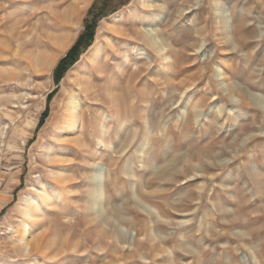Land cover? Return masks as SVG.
I'll return each instance as SVG.
<instances>
[{"label":"rangeland","instance_id":"1","mask_svg":"<svg viewBox=\"0 0 264 264\" xmlns=\"http://www.w3.org/2000/svg\"><path fill=\"white\" fill-rule=\"evenodd\" d=\"M13 1L0 0L6 31L11 29L10 12L20 13L10 7ZM71 1L54 11L69 12ZM95 1L83 8L78 23L65 21L64 32L70 29L73 39L52 71L26 59L0 65V259L17 264L36 257L38 264H264V0H218V5L216 0H161L164 18L158 24L145 21L143 28L167 39L171 67L157 75L158 65L152 62L154 97L139 102V120L134 125L125 120L122 131L113 132V152L105 159L82 158L74 150L56 164L47 163L44 145L65 109L69 79L86 67L95 43L134 21L139 5V0H100L89 14ZM101 10L91 45L56 81L55 69L83 32L85 19ZM116 13L123 15L114 26L111 16ZM239 21L247 33L244 42L234 31ZM55 45L51 56L57 54ZM137 86L145 87L143 81ZM82 107L91 117L98 111L110 117L106 109ZM220 109L224 112L218 116ZM240 109L244 115L233 118ZM195 110L200 115L192 120L193 130L174 140L168 131L184 128ZM97 129L105 127L99 123ZM143 130L150 132L148 144ZM131 131L136 134L128 144ZM159 138L166 141L152 146ZM244 146L249 148L240 151ZM109 156L116 165H110ZM199 160L216 167L203 171ZM189 163L198 171L192 169L185 178L180 173ZM54 167H65L68 179H51L48 168ZM92 167L102 168L97 179L105 197L96 215L86 207L92 196L88 179L96 177ZM40 179L56 184L69 208L57 214L59 208L52 207L37 221L38 237L47 248L30 258L17 237L22 221L32 222L22 211ZM134 219L146 226L132 223ZM138 242L144 246L137 248Z\"/></svg>","mask_w":264,"mask_h":264},{"label":"bare ground","instance_id":"2","mask_svg":"<svg viewBox=\"0 0 264 264\" xmlns=\"http://www.w3.org/2000/svg\"><path fill=\"white\" fill-rule=\"evenodd\" d=\"M67 1L71 0H14L13 3L11 2L10 7L13 6L14 8L20 9V13H13L16 12L14 11L16 9L10 12L11 15H9L8 19L11 23V29L9 31L4 29L6 24L3 20H0V38L2 37L0 43L3 46L0 47V65L9 63L13 65L12 62H19L26 59L28 62L34 64L35 67L43 66L42 70L47 73L52 71L58 55L68 50L73 39V33L69 31L70 29L68 33L64 32L65 26H67L64 25L65 21L69 20L68 22L72 24L78 23L83 8L90 0H72V3H70L71 6L69 5L71 7L70 11L65 14H58L54 11V8H57L63 2ZM41 3L44 5L38 7ZM218 3L219 1L216 0L215 5H218ZM164 9L165 6H163L161 0H139L138 11L135 13V19L132 23L126 24L124 29H114L115 32H118L117 34L109 30L110 32L106 40L94 44L91 59L87 61L86 67L82 70L75 71L76 73L73 78L69 79V81H72L69 82V86L66 88L67 101L64 102L65 109L60 115L59 120L52 127L53 130L50 140L44 145V158L47 163L62 161L64 160V156L71 154L70 152L74 150L81 154L80 156L82 158L98 156L97 159H105L110 152H113V132H121L125 120L129 119L133 125L135 124L138 119L136 111L139 102L147 103L154 97L152 91L154 87L150 80V76L154 72V68L151 66L152 62L155 61L158 65L157 75L163 69L171 67L170 61L172 55L170 49L167 48L169 44L167 39L161 34L153 33V30L149 32L143 28L145 21L154 20L155 24H158L164 18ZM36 15H41L42 17L32 22V19ZM122 15V13H116L111 16V21L114 26L117 25L116 22ZM123 18V24H125L127 18ZM244 27L242 21H239L234 26L235 34L239 36L238 39L241 42L247 40V33L244 31ZM55 44L58 46L57 54L55 53L56 55L51 56L49 51L53 45L56 46ZM30 49L32 51H29ZM150 55H153L155 60H151ZM173 63L175 64V60H173ZM4 71H9V69L4 68ZM5 73L7 74V72ZM221 74H225V72ZM49 79L52 84L53 80L51 75H49ZM141 81L144 82L145 87L143 90H138L137 84ZM27 94L29 95V93ZM197 103L193 104L195 108L199 106ZM83 105H93L99 110L106 109L110 113V117L103 118L99 114L100 111H98L100 117H98L97 113L91 117V114L84 112ZM222 111L224 112V110L220 109L216 114L219 116ZM244 112L243 109H240L232 116L238 119L244 115ZM194 113L189 114L184 128L168 131L169 134L173 135L174 140V136H181L185 132L193 130L192 120L195 118L198 119L200 115L199 111ZM99 123L105 127L104 131L97 129V124ZM72 134H77L78 136L72 138L70 137L73 136ZM135 134V131H133L130 139H128V144L133 142ZM141 134L143 137L145 134L148 135L146 142L148 144L151 138L150 132L143 130ZM161 140L166 141V138L154 139L151 145L153 146L154 143L156 144ZM83 146H87L88 149L86 148L82 153L79 151V148ZM247 147L244 146L240 151H244ZM102 153L105 154L102 155ZM106 159L109 160L111 166L117 164V161L110 156ZM199 161L203 171L206 169L210 170L214 166L216 167V164L211 165V167L201 160ZM63 163L65 164V162ZM219 167L222 168L223 165ZM48 169H50L51 179L60 180V183L68 179L69 175H65L67 171L65 167ZM192 169L198 171L196 166L189 163V165H186L181 170L180 175L186 178ZM101 172V167H92L91 175L96 177L88 179L91 181L92 196L87 199V206H85L89 208V211H92L93 215L97 214L103 199H105L100 189V180L97 179V176ZM43 180L40 179L38 181L39 187L37 188V192L29 195V202L22 211L23 217L30 219L32 222L22 221L23 230L20 236L17 237V244L20 246L23 255L30 258L34 255V252L38 253V256H41L40 253L42 254L47 248L46 242L38 237L39 224H36L37 221L47 215L49 209L52 207L59 208L60 211L57 214H61V211L67 212L69 208L68 204L64 203L61 191H59L60 189L57 188L56 184H48ZM113 209L111 208L110 212H114V215H117V209ZM96 221L99 220L96 219ZM132 223L144 227L147 222L144 223L141 220L134 219ZM12 224L7 228L9 233L14 229ZM98 225L101 226V223ZM143 246L144 242H138L137 248H142ZM58 249L61 250L60 248ZM57 251L56 253H58ZM56 253L46 258L50 257L52 259V257L56 256ZM37 262H39L38 257L25 264H38ZM0 264L17 263L6 262L0 259Z\"/></svg>","mask_w":264,"mask_h":264},{"label":"trees","instance_id":"3","mask_svg":"<svg viewBox=\"0 0 264 264\" xmlns=\"http://www.w3.org/2000/svg\"><path fill=\"white\" fill-rule=\"evenodd\" d=\"M98 1H100V0H96L93 3V5L89 11V14L95 8V5L97 4ZM102 14H103V10L98 12L97 15H94L92 20H88V18L85 19V27H84L83 32L80 34V36L78 37L75 44L67 52V55L59 61L58 65L55 69V80L56 81H58L60 76L71 65H73L77 61L81 52H83V50H85L86 48H88L91 45L93 38H94V35H95V29L97 26V22H98V20Z\"/></svg>","mask_w":264,"mask_h":264}]
</instances>
